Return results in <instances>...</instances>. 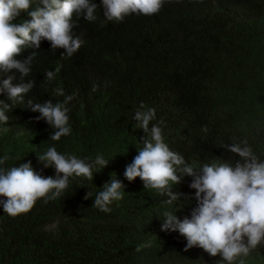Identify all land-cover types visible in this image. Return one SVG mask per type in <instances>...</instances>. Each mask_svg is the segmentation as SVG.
<instances>
[{
  "label": "trees",
  "instance_id": "obj_1",
  "mask_svg": "<svg viewBox=\"0 0 264 264\" xmlns=\"http://www.w3.org/2000/svg\"><path fill=\"white\" fill-rule=\"evenodd\" d=\"M179 2L122 21L107 20L102 7L94 21L74 14L73 36L84 43L72 57H61L65 49L54 50L46 40L40 49H22L18 59L35 52L28 76L0 71V82L10 74L13 84L34 82L23 101L0 93L12 104L9 122L0 123V159L7 157L0 167L31 162L38 174L54 178L55 168L38 160L50 147L89 163L97 155L109 160L98 172L94 167L92 181L73 175L60 196L38 199L25 214L12 217L0 206V264H227L198 246L185 251L184 236L161 229L166 212L191 218L198 206L189 187L193 177L184 175L173 186L182 195L168 204L139 177L124 175L146 135L133 119L141 103L156 110L150 127L159 125L170 150L196 170L234 166L240 158L226 146L244 141L264 160V0ZM25 19L23 13L14 22ZM67 96L73 97L66 105L71 133L53 141L55 129L36 119L41 114L28 101ZM115 178L125 186L123 199L103 212L93 206L95 196ZM241 260L264 264V243L233 264Z\"/></svg>",
  "mask_w": 264,
  "mask_h": 264
},
{
  "label": "clouds",
  "instance_id": "obj_2",
  "mask_svg": "<svg viewBox=\"0 0 264 264\" xmlns=\"http://www.w3.org/2000/svg\"><path fill=\"white\" fill-rule=\"evenodd\" d=\"M32 3L33 0H0V71L12 73L15 69L22 78L29 75L35 57L33 52L24 59H18L23 48L40 49L41 43L47 40L52 49H65L61 57H72L82 46L84 41L73 36L74 14L94 21L96 9L102 7L107 20L122 21L132 13L151 16L165 5L180 2L101 0V5H98L92 0H38L35 8ZM23 13L30 20L15 23ZM52 76V72L47 73L48 78ZM14 79V74L3 79L0 82V93L6 92L10 101H23L24 94L34 87V82L13 84ZM57 94L64 95L59 90ZM72 98L67 96L63 102L55 103L52 100L43 103L28 101V108L41 114L36 119L45 120L55 129L50 137L53 141L71 133L68 123L69 109L66 105ZM145 109L146 106L141 103L133 116L137 128L142 129L146 135L139 154L125 168L126 179L134 181L139 177L144 182L145 189H154L159 194L166 195V203L172 204L182 195L174 192L173 186L181 183L184 175L193 177L189 187L196 190L198 206L191 212V218L186 216L181 220L176 212H166L161 229L178 231L184 236L187 240L185 251L198 246L213 257L220 255L227 264H233L239 257H247L264 243V160H260L247 145V141H244L243 145L226 146L228 152L240 158L235 161L234 166L228 163L205 164L196 170L187 165L179 153L170 150L164 142L159 125L152 124L150 127L156 116L155 108ZM11 110L12 104L0 100V123L9 122L6 113ZM6 159L7 157L0 159V165ZM38 160L44 168H55L54 178L38 174L31 162L18 167L12 166L10 169L0 167V197L5 198L0 199V206L9 216L15 217L29 212L38 199H55L60 196L69 187V178L73 175L92 181L94 167L98 172L109 162L101 155H97L90 163L75 155L66 157L58 153L55 147L48 148L38 156ZM124 187L121 181L112 179L95 196L93 206L109 212L113 202L123 199ZM49 193L52 195L49 196ZM89 197L90 193L85 199ZM143 246L150 245L141 247ZM139 250L138 247L137 251Z\"/></svg>",
  "mask_w": 264,
  "mask_h": 264
}]
</instances>
